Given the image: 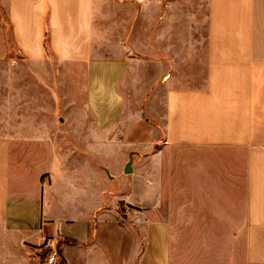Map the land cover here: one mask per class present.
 <instances>
[{
  "label": "crops",
  "instance_id": "obj_1",
  "mask_svg": "<svg viewBox=\"0 0 264 264\" xmlns=\"http://www.w3.org/2000/svg\"><path fill=\"white\" fill-rule=\"evenodd\" d=\"M264 264V0H0V264Z\"/></svg>",
  "mask_w": 264,
  "mask_h": 264
},
{
  "label": "built area",
  "instance_id": "obj_2",
  "mask_svg": "<svg viewBox=\"0 0 264 264\" xmlns=\"http://www.w3.org/2000/svg\"><path fill=\"white\" fill-rule=\"evenodd\" d=\"M43 247L46 248L45 264H61V254L54 240L47 239Z\"/></svg>",
  "mask_w": 264,
  "mask_h": 264
}]
</instances>
